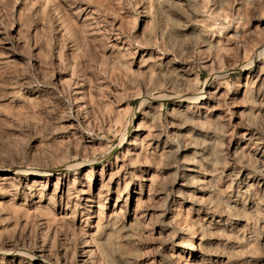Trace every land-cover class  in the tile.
<instances>
[{
  "label": "rangeland",
  "instance_id": "1",
  "mask_svg": "<svg viewBox=\"0 0 264 264\" xmlns=\"http://www.w3.org/2000/svg\"><path fill=\"white\" fill-rule=\"evenodd\" d=\"M0 252L264 264V0H0Z\"/></svg>",
  "mask_w": 264,
  "mask_h": 264
},
{
  "label": "bare ground",
  "instance_id": "2",
  "mask_svg": "<svg viewBox=\"0 0 264 264\" xmlns=\"http://www.w3.org/2000/svg\"><path fill=\"white\" fill-rule=\"evenodd\" d=\"M205 92H206V91H205ZM205 92H204V94H199L198 96H196V100L199 101V102H201L202 106L205 105V103H204V102H205V98H206ZM179 98L184 99V101H188V99H189V98H184V97H181V96H180ZM143 103H144V102H143ZM143 103H142V104H143ZM84 166H86V165H84ZM36 174H38V175L40 176L39 179L42 178V176H43V177L50 176V175H47L46 173H40V174H39V173H36ZM6 176H7V175H6ZM35 188H36V187H35ZM46 190H47V189H46ZM100 193H101V192H100ZM56 200H57V199H56ZM12 206H13V205H12ZM192 246L194 247L193 244L191 245V247H192ZM1 252H3V251H1ZM1 252H0V253H1ZM8 252H9V251H8ZM10 252H11V251H10ZM10 252H9V253H10ZM17 252H18V251H17ZM96 252H97V251H96ZM3 253H4V252H3ZM14 253H16V252H14ZM18 253H20V251H19ZM7 254H8V253H7ZM20 254H21V253H20ZM2 257H3V255H2ZM35 257H36V256H35ZM91 257L94 258V255H92ZM41 261H42V260H41ZM44 264H46V263H44ZM99 264H100V263H99Z\"/></svg>",
  "mask_w": 264,
  "mask_h": 264
}]
</instances>
